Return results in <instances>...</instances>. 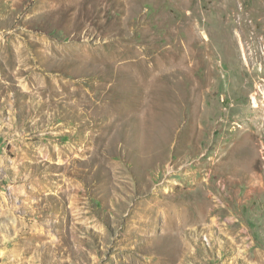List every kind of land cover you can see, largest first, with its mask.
Segmentation results:
<instances>
[{
	"label": "rangeland",
	"instance_id": "374dc122",
	"mask_svg": "<svg viewBox=\"0 0 264 264\" xmlns=\"http://www.w3.org/2000/svg\"><path fill=\"white\" fill-rule=\"evenodd\" d=\"M0 264H264V0H0Z\"/></svg>",
	"mask_w": 264,
	"mask_h": 264
}]
</instances>
